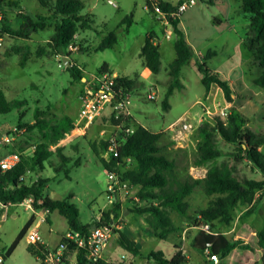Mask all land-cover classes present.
<instances>
[{
  "label": "rangeland",
  "instance_id": "1",
  "mask_svg": "<svg viewBox=\"0 0 264 264\" xmlns=\"http://www.w3.org/2000/svg\"><path fill=\"white\" fill-rule=\"evenodd\" d=\"M12 1L19 4L25 16L48 15L47 9L41 6L38 0ZM80 1L84 5L82 14L89 16L93 25L91 29L79 31L74 35L72 41L74 50L69 51L67 46L63 52L69 53V62L79 68L84 79L96 74L105 64L106 70L134 79L140 84L132 91L134 97L138 99L135 107L136 119L148 131L161 134L159 145L163 146L162 154L175 162V175L179 180L188 176L193 178L191 174L195 176L196 170L192 169L206 171L208 164L196 166L194 163L196 148L201 142L197 129L184 148H176L166 131L168 125L184 114L190 119L195 114L199 116L203 114L200 126L206 122L211 123L215 112L221 109L224 112L230 110L224 108L223 98L215 92L209 97L207 93L205 94V88L201 84L202 75L195 66L197 53L201 55L209 51L216 53L206 61V66L220 77L233 82L236 91H239L236 92L239 99L233 108L248 120L249 129L258 133L264 132V90L252 83V79L258 77L261 69L253 63L243 46V39L249 34L250 14L241 11L239 1L212 0L210 3L208 0H195V5L182 13L178 27L195 57L181 69L179 80L183 88L175 90L168 98L170 107L167 111L162 110L161 101L170 80L168 65L175 56L173 50L175 35L172 30L168 29L158 15L145 9V0H111L115 7L108 4V0ZM161 1L172 5L177 3V0ZM0 15L3 19L0 22V31L5 27L17 31L24 24L18 10L8 6L0 8ZM127 15H131L132 18L128 29L126 24H121ZM25 30L28 39L0 34V89L7 100L24 102L18 109L0 115V135L8 133L13 137L12 141L0 150V155L4 152H14L29 159L31 152L43 140L42 133L37 127H33L35 121L43 120L49 125H54L62 117L67 116L74 122L80 108V94L84 82L73 78L67 71L62 62V58L67 56L55 55L47 48V42L44 40L48 41L52 35L53 22H50L45 30L37 33ZM110 32L116 37L115 44L104 51H96L101 39ZM149 33L154 34L156 38L153 41L159 47L161 70L156 75L144 66L143 59L139 57L144 39ZM24 47L29 48V54L24 67H21L19 58ZM15 48H18V53ZM39 51L42 55H38ZM239 79L246 89L239 86ZM149 90L156 93L153 101L146 100ZM206 110L212 115L208 116ZM110 136H112L110 119L106 115L98 117L88 129L62 142L61 155L68 161L60 171L57 170L60 169L63 160L53 149L52 156L44 163V169L26 172L24 182L31 184L38 179L48 180L44 196L73 204L78 209V221L81 225L92 224L97 218H102L103 214L114 209L116 215L110 220L113 232L103 252L107 262L154 264L147 257L150 253L161 252L169 260L179 251L180 254L188 256V264L210 263L205 254L190 248L189 241L198 230L194 216L208 206L212 197L206 196L201 186H196L186 197L187 217L168 211L175 231L165 239L147 235L144 217L133 213L135 207L144 205L137 197L139 187L115 186L109 191L112 179L90 147V143H98ZM217 147L226 154L234 151L220 139ZM221 162L229 163L248 179H263L262 174L252 168L245 159L235 163L226 155L217 160V163ZM199 175L205 174H201L200 171ZM115 206H119V210ZM248 208L249 206L245 204H237L231 211V223L225 225L214 222L215 231L231 239L242 223L260 229L264 223V198L256 203V209L252 214L245 216L244 212ZM29 217V212L15 208L6 221L0 224V252L12 243ZM50 221V229L49 222L43 223L39 233L43 239H48L51 246H55L68 229L65 219L56 211L50 214ZM115 230L121 231L132 241L134 238L141 254L133 256L119 248L115 240ZM27 246L23 238L1 264H40L27 252Z\"/></svg>",
  "mask_w": 264,
  "mask_h": 264
},
{
  "label": "trees",
  "instance_id": "2",
  "mask_svg": "<svg viewBox=\"0 0 264 264\" xmlns=\"http://www.w3.org/2000/svg\"><path fill=\"white\" fill-rule=\"evenodd\" d=\"M210 3L212 0H208ZM241 3L240 9L249 13V34L243 39V46L257 64L261 71L258 77L252 79V83L264 90V0H236ZM41 6L47 9V16H25L19 8V4L12 0H0V8L8 6L18 10L23 17L24 24L17 31L7 27L0 31L12 38L28 39L25 29L37 33L45 30L50 22H53V33L47 41V48L55 55H65L63 49L69 46L74 35L79 31L92 28L93 22L89 16L82 14L84 5L80 0H38ZM161 10L165 13L175 9V5L159 1ZM148 12H152L149 0H145ZM3 19L0 20L2 22ZM132 23L131 15L125 16L121 24H126V29ZM180 17L169 19L167 26L175 35L173 50L174 59L168 65L169 84L161 108L163 111L169 109L168 98L175 90H181L183 85L179 80L181 69L187 62L195 57L191 46L186 42L183 33L179 29ZM155 36L149 33L143 42L139 57L143 59L144 66L152 73L158 74L161 70L159 47L154 43ZM116 42L114 33L110 32L104 36L98 44L96 51H104L111 48ZM16 53H18V48ZM64 53V54H63ZM29 54V48L24 47L19 58V65L24 67ZM38 55H42L41 51ZM216 53L209 51L205 55L195 57V66L202 75L201 84L208 92L211 85L219 88L226 103L233 101V90L228 82L218 74L213 73L207 66L206 61L214 57ZM67 71L75 79H82L81 71L71 61ZM106 71V65H102L97 72ZM118 82L122 83L128 90H135L139 87L134 79L119 77ZM24 105L18 100L9 101L5 98L3 90L0 89V115H5ZM36 117V116H35ZM248 120L237 110L230 108L226 118L216 114L212 116V122H206L197 129L201 142L197 145L194 163L196 166L208 164L205 177L193 179L187 177L179 180L175 175L176 164L163 154V146L159 145L160 133H152L140 125H135L132 133L125 136L119 144L117 156H110L108 159L102 157L107 149V141L90 143L95 156L100 160L103 169L116 175L121 183L128 187H139L137 197L143 202V206L135 207L133 213L144 217L147 235L165 239L167 235L175 231L168 211H173L181 217H187L188 204L186 197L189 196L196 186H201L206 196L212 197L206 208L201 209L194 216L196 234L190 239V248L205 254L208 257L216 256L218 264H264V223L260 229L242 223L234 232L233 237L228 239L224 234L216 232L214 222L229 225L231 223V211L237 204H245L249 208L244 215L254 212L256 203L264 198V132H254L248 128ZM26 127H30L26 125ZM33 127H37L42 133V142L31 152L27 159L23 154H18L19 162L11 170L0 176V200L3 202L18 203L25 198L31 197L36 202L41 199L39 208H48L50 213L56 211L62 216L67 224L68 231L79 232L83 236L88 234L91 224L81 225L78 221V209L66 200H51L44 196L45 184L48 180L38 179L31 184L24 182L28 171L43 170L44 163L52 156L53 149L63 160L60 171L67 158L61 155L62 142L66 135L73 131L74 122L69 117H62L54 125H49L43 120H36ZM218 139L233 148L230 154L224 153L217 147ZM60 145V146H58ZM14 153V152H13ZM230 156L232 161L237 163L243 159L247 160L252 168L256 169L263 176L261 180L248 179L231 167L227 162L217 163L223 156ZM131 164V166H129ZM113 193V192H110ZM119 210V206H115ZM115 210L103 214L96 223L109 224L112 216L115 217ZM47 222H50L47 218ZM32 223L29 218L12 243L0 253L1 263L7 259L19 242L24 238L27 229ZM201 224L209 226L211 232L205 233L198 227ZM116 243L123 251L137 256L141 252L137 249L136 243L130 240L121 231H114ZM69 248L74 245L70 244ZM176 249H178L176 247ZM27 252L38 261L44 258L46 249L41 244H28ZM86 248H80L77 257V264H112L99 260L91 263L85 258ZM154 264H188V258L177 251L169 260L161 252H152L148 256ZM210 262V261H209ZM41 264V263H40ZM209 264V263H207Z\"/></svg>",
  "mask_w": 264,
  "mask_h": 264
},
{
  "label": "built area",
  "instance_id": "3",
  "mask_svg": "<svg viewBox=\"0 0 264 264\" xmlns=\"http://www.w3.org/2000/svg\"><path fill=\"white\" fill-rule=\"evenodd\" d=\"M160 0H149L153 14L158 15L164 23L167 25L169 19H175L181 17L182 13L189 7L195 5V0H177L175 9L169 13H165L161 10ZM108 4L115 7V4L111 1H107ZM145 9L148 7L145 5ZM0 15V20H1ZM69 51L74 50L72 43L68 46ZM119 76L115 73L107 71L97 72L96 74L84 79L83 89L80 94V108L77 118L74 121V129L72 132L66 135L65 140L70 139L76 134L82 133L88 129L94 121L100 116H108L110 119V125L112 128V136L104 139L109 143L107 149L103 152L102 157L108 159L110 156H117V149L119 144L124 140L125 136L132 133L134 130V114L136 107V99L132 93L133 90H128L118 82ZM156 93L153 90H149L146 94V100H155ZM205 113L210 116L212 113L206 110ZM220 115L226 118L228 112L219 110L214 115ZM203 121V114L199 116L195 114L191 119L187 114L182 115L177 120L172 122L166 128V131L170 134L171 141L176 148H184L185 145L190 142L192 134L198 129L199 124ZM102 135V133H101ZM13 137L8 133L0 135V150L6 147ZM19 162V156L17 153L4 152L0 155V176L8 170H11ZM196 170L194 179L198 177H205V175H199L200 170ZM109 174V173H108ZM112 179V185L109 186V191L115 186H121L127 188L125 183H121L116 175L109 174ZM41 199L34 201L33 198L28 197L18 203L3 202L0 200V224L5 222L9 214L15 208H22L25 212L30 213V217H34L30 227L27 229L24 240L27 244H41L46 249V254L39 262L41 264H77V257L80 248H86L85 258L87 261L94 263L99 260L107 262L103 257V252L107 246V242L113 232L112 224L110 227L106 226V223L98 225L96 222L100 220L97 218L92 224L86 236H83L79 232L66 231L56 243L55 246H51L48 242L44 241L39 233V228L43 223H46L47 218L50 215L48 208L37 209L34 204L40 206ZM200 230L209 234H216L211 232L210 228L206 224H201L198 227ZM73 244V248L68 246ZM208 260L213 264H218V258L216 256L208 257Z\"/></svg>",
  "mask_w": 264,
  "mask_h": 264
},
{
  "label": "crops",
  "instance_id": "4",
  "mask_svg": "<svg viewBox=\"0 0 264 264\" xmlns=\"http://www.w3.org/2000/svg\"><path fill=\"white\" fill-rule=\"evenodd\" d=\"M21 10V9H20ZM180 24V23H179ZM179 26V25H178ZM168 29H169V26H168ZM156 38V37H155ZM44 41H46L47 42V40H44ZM155 43V42H154ZM156 44V43H155ZM197 56H202L200 53H197ZM107 72H110V70L108 71V70H106ZM212 71V70H211ZM213 73H215L214 71H212ZM110 73H113V72H110ZM116 74V73H115ZM217 74V73H216ZM119 76V75H118ZM119 77H125V76H119ZM128 78V77H127ZM223 80H226L227 82H228V84H229V86H230V88L233 90V101L231 102V103H226L225 102V100H224V98H223V94H222V92H221V90L219 89V88H217L215 85H211L210 86V88H209V91L208 92H205V94L207 93L208 94V96L207 97H209L210 95H211V93H216L217 95H219L221 98H223L222 99V101L225 103L224 104V108H233L234 107V104H235V102H236V100H238L239 99V95H237L238 93H239V91H236V89H235V87H234V84H233V82L231 81V80H229V79H227V78H223V77H221ZM81 81L82 82H84V78H82L81 79ZM181 82V81H180ZM182 84V83H181ZM239 86L240 87H242V88H244V89H246V87L245 86H243V84H242V82H241V80L239 79ZM236 92H238L237 94H236ZM241 92V91H240ZM135 111H137V109L135 108ZM134 123H135V125L137 124V125H140L141 126V124L139 123V121L136 119V113L134 114ZM200 171H201V174L202 173H206V171H204V170H202V169H199ZM51 214V213H50ZM34 219V217H32V220ZM48 219H49V221H50V215H49V217H48ZM46 223H48L47 221H46ZM49 224V229H50V224H51V221L48 223ZM42 225H44V224H42ZM42 225L40 226V228L42 227ZM39 228V229H40ZM233 230V229H232ZM40 232V231H39ZM43 238V237H42ZM60 239V238H59ZM133 240L135 241V239L133 238ZM44 241H46V242H48V239H44ZM59 241V240H58ZM57 241V242H58ZM186 257H188V256H186Z\"/></svg>",
  "mask_w": 264,
  "mask_h": 264
},
{
  "label": "water",
  "instance_id": "5",
  "mask_svg": "<svg viewBox=\"0 0 264 264\" xmlns=\"http://www.w3.org/2000/svg\"><path fill=\"white\" fill-rule=\"evenodd\" d=\"M62 62H63V64H64L67 68H69V67L71 66L68 57H63V58H62ZM111 223H112V222H110L109 224H106V226L110 227ZM115 237H116V235H115ZM0 264H1V258H0ZM209 264H213V263L210 262Z\"/></svg>",
  "mask_w": 264,
  "mask_h": 264
}]
</instances>
